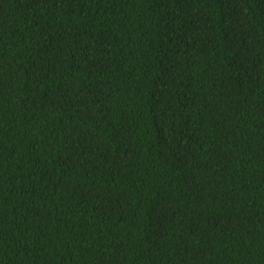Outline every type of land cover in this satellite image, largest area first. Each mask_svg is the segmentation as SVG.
<instances>
[{
    "label": "trees",
    "instance_id": "obj_1",
    "mask_svg": "<svg viewBox=\"0 0 264 264\" xmlns=\"http://www.w3.org/2000/svg\"><path fill=\"white\" fill-rule=\"evenodd\" d=\"M0 264H264V0H0Z\"/></svg>",
    "mask_w": 264,
    "mask_h": 264
}]
</instances>
